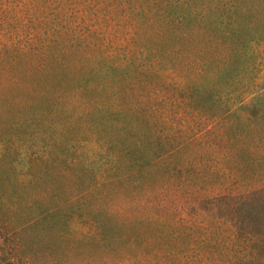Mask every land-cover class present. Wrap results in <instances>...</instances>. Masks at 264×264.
Instances as JSON below:
<instances>
[{
    "label": "trees",
    "instance_id": "16d2710c",
    "mask_svg": "<svg viewBox=\"0 0 264 264\" xmlns=\"http://www.w3.org/2000/svg\"><path fill=\"white\" fill-rule=\"evenodd\" d=\"M260 43L264 0H0V166L30 160L0 172L33 213L17 262L34 237L77 264H198L145 201L200 167L264 178Z\"/></svg>",
    "mask_w": 264,
    "mask_h": 264
},
{
    "label": "rangeland",
    "instance_id": "374dc122",
    "mask_svg": "<svg viewBox=\"0 0 264 264\" xmlns=\"http://www.w3.org/2000/svg\"><path fill=\"white\" fill-rule=\"evenodd\" d=\"M257 50L263 61L259 81L264 83V43ZM77 138L72 140L76 146ZM80 143L78 148L70 150L71 156L92 162L98 169L102 158L97 145L89 141ZM58 156L59 166H63L61 154ZM29 164L28 153L23 152L12 163L17 169L4 163L0 172L14 182L19 176H28L25 173ZM217 176L206 175V168L200 167L197 172L185 175L182 185L159 192L145 204L161 216L160 224L164 228L175 230L178 245L189 246L190 251L180 259L198 264H264V178L246 176L234 181ZM63 181L68 185L70 180ZM1 192L0 264H20L14 255L20 241L18 229L33 213L15 203L10 187L3 185ZM245 246L249 253L244 251ZM25 248L33 252L34 264H66L65 256L69 255L72 264L78 261L76 252H70L66 244L57 240L41 243L29 237ZM53 258H58V262Z\"/></svg>",
    "mask_w": 264,
    "mask_h": 264
}]
</instances>
